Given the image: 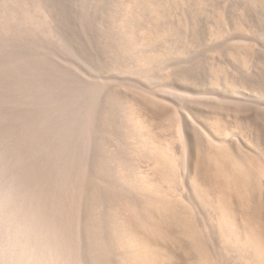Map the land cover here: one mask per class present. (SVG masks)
<instances>
[{
  "label": "bare ground",
  "instance_id": "bare-ground-1",
  "mask_svg": "<svg viewBox=\"0 0 264 264\" xmlns=\"http://www.w3.org/2000/svg\"><path fill=\"white\" fill-rule=\"evenodd\" d=\"M0 264H264V0H0Z\"/></svg>",
  "mask_w": 264,
  "mask_h": 264
}]
</instances>
